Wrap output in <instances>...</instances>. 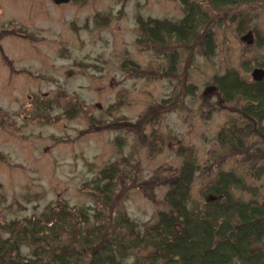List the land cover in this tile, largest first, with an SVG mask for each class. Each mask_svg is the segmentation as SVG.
Instances as JSON below:
<instances>
[{"label": "rangeland", "instance_id": "rangeland-1", "mask_svg": "<svg viewBox=\"0 0 264 264\" xmlns=\"http://www.w3.org/2000/svg\"><path fill=\"white\" fill-rule=\"evenodd\" d=\"M185 1L191 12L182 0H0V264H42L43 242L16 239L9 256L7 228L62 205L88 227L99 208L104 239L117 209L144 233L171 214L185 169L186 212L263 200L264 79L251 73L264 69V0ZM168 23L184 32L144 31Z\"/></svg>", "mask_w": 264, "mask_h": 264}, {"label": "trees", "instance_id": "trees-1", "mask_svg": "<svg viewBox=\"0 0 264 264\" xmlns=\"http://www.w3.org/2000/svg\"><path fill=\"white\" fill-rule=\"evenodd\" d=\"M182 1L191 12L187 2ZM215 1L223 5L228 0ZM155 25L154 28L147 26L144 29L145 33L149 30L148 33L154 35V38L155 31L159 28L166 27L168 32L173 34L184 32V26L181 24ZM152 35L148 36L152 38ZM256 96H260L257 101L264 100V89L253 95ZM227 125L224 130L229 132ZM228 132L226 138H230ZM186 170H182L178 177L181 181H177V184H183L178 200L167 197L171 204V214H164L166 217L159 214L153 227L147 228L142 234L138 232L126 212L123 210L122 213L117 209L115 214L118 216L112 217V225L107 229L115 230L113 225H117L116 234L104 239L102 232L105 223L101 218L105 213L97 211L99 208H95L96 213L92 216L93 222L97 223L88 227L86 224L89 218L85 213L71 212L62 205L51 209L46 219L32 218L9 225L7 229L13 236L9 256L15 257L14 253L18 250L15 247L16 239L26 238L25 240L31 242L34 240L37 244L44 243L34 251L35 259L42 261V264H123L117 254L123 255L130 250L149 252L140 261L129 264H264L263 249L257 247L264 240V198L262 201L229 203L226 209L223 205L218 207V203L215 202L216 204L210 203L211 205L206 207L214 206L216 210L207 212L205 207L197 213L186 212V189L189 188L187 177L189 175ZM229 175L226 182L229 177L234 186H242L239 179ZM225 190L226 188L213 192L223 194ZM96 191L101 193L102 190L97 188ZM112 192L113 190L106 193L107 195L101 194L110 200L112 195L109 194ZM176 224L180 226L179 229H176ZM42 232L53 237L42 240L37 237ZM47 254L51 256L44 259ZM4 262L20 264L21 261L12 262L7 257L1 260V264Z\"/></svg>", "mask_w": 264, "mask_h": 264}, {"label": "water", "instance_id": "water-1", "mask_svg": "<svg viewBox=\"0 0 264 264\" xmlns=\"http://www.w3.org/2000/svg\"><path fill=\"white\" fill-rule=\"evenodd\" d=\"M69 0H54V2L56 4H60V3H66ZM242 41L247 44L250 45L253 43V37H252V33L249 31L247 32L244 36H242ZM252 79L254 82H261L264 79V69L261 68H255L253 69L252 73H251ZM213 92H216V87L215 86H209L205 88L204 94H211ZM219 197L213 196V195H208L206 196L205 200L206 202H211V201H216Z\"/></svg>", "mask_w": 264, "mask_h": 264}]
</instances>
